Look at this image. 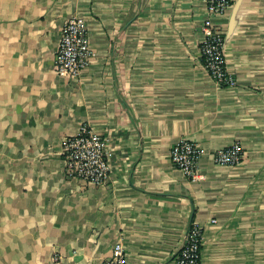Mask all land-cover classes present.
<instances>
[{
    "label": "crops",
    "instance_id": "1",
    "mask_svg": "<svg viewBox=\"0 0 264 264\" xmlns=\"http://www.w3.org/2000/svg\"><path fill=\"white\" fill-rule=\"evenodd\" d=\"M75 15L94 57L72 81L55 53ZM206 16L205 0H0V264H104L119 242L127 264H176L194 224L201 264H264V0L215 20L235 87L200 61ZM84 125L108 139L105 185L66 173ZM183 139L197 181L170 162ZM232 143L242 163L215 164Z\"/></svg>",
    "mask_w": 264,
    "mask_h": 264
},
{
    "label": "built area",
    "instance_id": "2",
    "mask_svg": "<svg viewBox=\"0 0 264 264\" xmlns=\"http://www.w3.org/2000/svg\"><path fill=\"white\" fill-rule=\"evenodd\" d=\"M234 0H205L206 19L201 31L203 39L199 58L214 81L219 86L235 87L236 80L228 72L225 57V36L215 20L225 16ZM94 57L88 37L85 19L69 17L60 34L55 53V69L59 77L76 81L88 69ZM202 150L192 140L183 139L172 149L170 162L192 181L199 180ZM66 173L94 185H105L111 177L108 139L104 134L89 126H82L75 135L68 137L63 146ZM214 163L222 167H235L242 163L245 151L240 143H232L214 154ZM203 231L197 224L191 226L185 243L176 257V264H201ZM104 264H127V256L122 243H117Z\"/></svg>",
    "mask_w": 264,
    "mask_h": 264
},
{
    "label": "water",
    "instance_id": "3",
    "mask_svg": "<svg viewBox=\"0 0 264 264\" xmlns=\"http://www.w3.org/2000/svg\"><path fill=\"white\" fill-rule=\"evenodd\" d=\"M239 5V4H238ZM235 23V19H233V22H232V24H234Z\"/></svg>",
    "mask_w": 264,
    "mask_h": 264
}]
</instances>
